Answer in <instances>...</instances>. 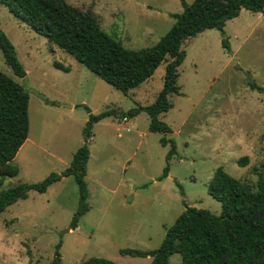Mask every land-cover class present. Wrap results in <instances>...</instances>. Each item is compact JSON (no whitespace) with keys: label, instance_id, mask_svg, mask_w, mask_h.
Listing matches in <instances>:
<instances>
[{"label":"rangeland","instance_id":"1","mask_svg":"<svg viewBox=\"0 0 264 264\" xmlns=\"http://www.w3.org/2000/svg\"><path fill=\"white\" fill-rule=\"evenodd\" d=\"M90 10L99 27L127 49L153 45L180 12V0H65ZM186 3L191 0H184ZM0 29L25 70L15 77L0 52V71L28 91L27 137L11 160L18 171L0 181V191L34 183L60 172L82 143L81 128L91 113L125 111L150 103L161 87L164 64L125 93L94 75L0 4ZM220 43L216 29H205L184 45L177 67L178 94L159 117L169 133L150 132L145 112L132 118L113 114L92 126L84 181L88 210L69 229L77 202L72 176H63L43 193L27 191L0 212V264H78L103 257L116 264H149L150 256L122 255L124 248L155 249L184 205L218 214L220 204L207 193L217 167L254 184V167L264 162V9L241 8L225 21ZM60 66V67H59ZM67 68V71L62 70ZM254 81L262 92L250 88ZM46 99V102L43 100ZM54 102V104H50ZM173 139L167 164L159 138ZM246 156L243 166L237 160ZM60 242L55 255V246ZM170 264H180L173 253Z\"/></svg>","mask_w":264,"mask_h":264},{"label":"trees","instance_id":"2","mask_svg":"<svg viewBox=\"0 0 264 264\" xmlns=\"http://www.w3.org/2000/svg\"><path fill=\"white\" fill-rule=\"evenodd\" d=\"M180 3L181 11L169 13L174 21L153 45L127 49L99 27L90 10H81L65 0H0L16 19L122 93L138 86L160 63L164 64L161 87L150 103L137 104L125 111L109 108L97 113H91L85 105H77L86 111L87 119L81 128L82 143L71 154L68 165L38 182L18 183L0 191V212L25 198L27 191L43 193L50 184L70 175L77 186V202L68 227L75 228L80 216L88 210L84 176L93 124L113 114L132 118L145 112L148 131L169 133L170 127L159 116L172 105L169 95L179 93L176 78L177 67L185 56L183 45L203 30L213 28L221 34V46L228 49V42L222 36L225 21L237 16L241 8L251 12L264 9V0H191L189 3L180 0ZM0 52L12 74L23 78L25 70L1 29ZM246 84L262 92L254 81L247 80ZM27 103L28 91L23 85L0 71V181L18 171L11 160L27 137ZM159 143L168 145L167 164L157 177L161 180L167 175L168 160L175 154V143L164 136L159 138ZM246 161L247 157L241 156L237 165L243 166ZM253 170L255 181L250 185L217 167L207 184V193L219 202L218 214L185 204L155 249L124 248L119 252L150 256L149 264H170L168 258L173 253L179 255L180 264H264V162ZM59 246L60 242L55 246V255ZM48 264H59V259L53 257ZM78 264L116 263L103 257H88Z\"/></svg>","mask_w":264,"mask_h":264},{"label":"built area","instance_id":"3","mask_svg":"<svg viewBox=\"0 0 264 264\" xmlns=\"http://www.w3.org/2000/svg\"><path fill=\"white\" fill-rule=\"evenodd\" d=\"M122 120H123V121H125V120H126V118H125V117H123V118H122Z\"/></svg>","mask_w":264,"mask_h":264},{"label":"crops","instance_id":"4","mask_svg":"<svg viewBox=\"0 0 264 264\" xmlns=\"http://www.w3.org/2000/svg\"><path fill=\"white\" fill-rule=\"evenodd\" d=\"M136 116V115H135ZM134 117V116H133ZM129 119V118H128Z\"/></svg>","mask_w":264,"mask_h":264}]
</instances>
